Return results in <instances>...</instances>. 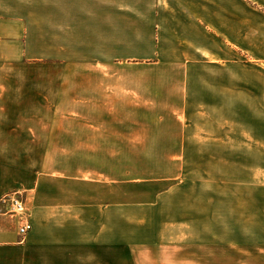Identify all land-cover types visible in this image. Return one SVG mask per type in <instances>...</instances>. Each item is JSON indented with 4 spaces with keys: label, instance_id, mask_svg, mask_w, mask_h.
<instances>
[{
    "label": "crops",
    "instance_id": "0c3cea01",
    "mask_svg": "<svg viewBox=\"0 0 264 264\" xmlns=\"http://www.w3.org/2000/svg\"><path fill=\"white\" fill-rule=\"evenodd\" d=\"M261 91L264 0H0V201L21 194L33 226L0 204V264H180L161 211L195 158L187 245L235 264L227 127Z\"/></svg>",
    "mask_w": 264,
    "mask_h": 264
},
{
    "label": "rangeland",
    "instance_id": "374dc122",
    "mask_svg": "<svg viewBox=\"0 0 264 264\" xmlns=\"http://www.w3.org/2000/svg\"><path fill=\"white\" fill-rule=\"evenodd\" d=\"M248 68H245L247 70ZM257 110L237 112L243 119V130L238 137L230 133L232 127H227L228 156L223 160L227 167L226 182L238 184L236 200H229L226 208L227 215L236 214L237 222L230 220L224 224L227 231L225 241L227 246L237 245L236 255H232L235 264H264V92L261 91ZM251 105V101L249 102ZM249 103L245 101V106ZM236 112H228L227 119L235 117ZM200 116L204 117L201 109ZM202 140V131L197 132ZM202 144V143H201ZM231 154V155H229ZM186 171L172 185L182 183L176 194L169 199L161 211V226L167 221L173 223V229L180 228L181 243L175 251L174 262L180 264H205V250L199 245L202 240L196 239L197 245H187L188 218L195 219V231L203 236V190H204V162L202 158L182 160ZM237 172L234 173V166ZM209 177V176H208ZM208 183L209 178H208ZM2 204V203H1ZM195 217V218H194ZM230 218V217H229ZM232 220V219H231ZM177 222V223H176ZM178 223H180L178 225ZM172 226V225H171ZM178 226V227H177ZM194 231V230H193ZM197 234V237L199 236ZM236 242V243H235ZM225 256L229 254L224 251ZM228 254V255H227ZM231 256L229 255V258ZM191 260H195V263Z\"/></svg>",
    "mask_w": 264,
    "mask_h": 264
},
{
    "label": "built area",
    "instance_id": "2783aa9c",
    "mask_svg": "<svg viewBox=\"0 0 264 264\" xmlns=\"http://www.w3.org/2000/svg\"><path fill=\"white\" fill-rule=\"evenodd\" d=\"M1 203L8 205V213L19 219V234L25 237L33 226L28 215L26 201L22 198V195L16 193L6 196L0 201Z\"/></svg>",
    "mask_w": 264,
    "mask_h": 264
}]
</instances>
